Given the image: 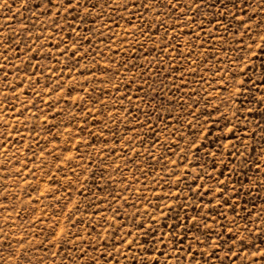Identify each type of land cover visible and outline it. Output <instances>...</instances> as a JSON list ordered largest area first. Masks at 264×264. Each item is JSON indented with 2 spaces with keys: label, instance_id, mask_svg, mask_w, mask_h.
Instances as JSON below:
<instances>
[{
  "label": "rangeland",
  "instance_id": "1",
  "mask_svg": "<svg viewBox=\"0 0 264 264\" xmlns=\"http://www.w3.org/2000/svg\"><path fill=\"white\" fill-rule=\"evenodd\" d=\"M0 264H264V0H0Z\"/></svg>",
  "mask_w": 264,
  "mask_h": 264
},
{
  "label": "snow or ice",
  "instance_id": "2",
  "mask_svg": "<svg viewBox=\"0 0 264 264\" xmlns=\"http://www.w3.org/2000/svg\"><path fill=\"white\" fill-rule=\"evenodd\" d=\"M79 2V0H77V3ZM69 3H71V0H69Z\"/></svg>",
  "mask_w": 264,
  "mask_h": 264
}]
</instances>
